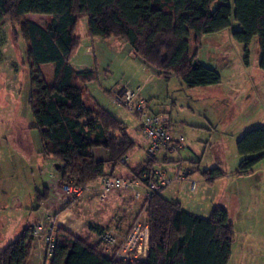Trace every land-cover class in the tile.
I'll return each mask as SVG.
<instances>
[{"label": "trees", "instance_id": "trees-1", "mask_svg": "<svg viewBox=\"0 0 264 264\" xmlns=\"http://www.w3.org/2000/svg\"><path fill=\"white\" fill-rule=\"evenodd\" d=\"M28 14L47 15L52 20L42 27L27 20ZM83 19L89 20L90 39L123 41L159 77H177L189 89L222 83L216 69L198 60L205 35L231 30L232 38L245 46L246 64L249 47L257 39L259 68L264 71V0H233V5L230 0H0V25L8 20L13 41H23L27 47L34 90L31 105L41 153L60 162V178L66 185L88 186L105 176L116 177L106 173L107 164L122 165L136 147L122 121L95 101L92 108L85 102L87 85L98 81V74L94 69L77 71L71 63L81 45L78 29ZM191 34L196 45L193 54ZM46 65L54 66L53 83L41 79L39 68ZM98 148L108 152V161L96 158ZM237 149L242 158L238 175H246L264 159V128L245 133ZM157 164L156 158L149 159L128 179L147 185ZM193 164L199 168L198 162ZM202 175L212 185L226 173L216 168ZM162 194L151 195L139 213L147 212L150 218V250L142 264H229L236 231L228 212L214 209L206 219ZM49 195L46 187L37 198L38 207ZM32 232V227L25 229L3 250L0 264H29ZM113 255L86 238L56 229L51 264H129Z\"/></svg>", "mask_w": 264, "mask_h": 264}, {"label": "rangeland", "instance_id": "rangeland-1", "mask_svg": "<svg viewBox=\"0 0 264 264\" xmlns=\"http://www.w3.org/2000/svg\"><path fill=\"white\" fill-rule=\"evenodd\" d=\"M230 2L233 5V0ZM46 16L28 14L27 20L38 25L41 23L48 25L52 19L48 17L49 21H45ZM7 24L9 22L5 20L0 25V223L2 221L7 223L10 217L5 214L9 210H11L10 215L17 214L14 213L16 203H20L25 208L38 207L37 198L40 193L45 192L48 181L60 178L56 174V165L60 162L55 158L45 157L41 153V136L39 130L35 128L36 121L31 105L34 90L26 44L21 41L15 46L9 35L10 27H7ZM88 24L89 20L83 19L79 25L78 34L81 37V45L76 59L83 63V68L90 67L97 71L98 81L91 83L89 87L93 97L98 100L103 109L106 108L107 112L119 117L120 121L128 127V133L136 143V147L128 155L130 157L128 165L144 166L149 157L145 149L147 142L139 129L137 130L139 121L134 113L116 103L113 98L114 92L120 90L125 84L135 90V81L132 82L130 75L124 72L114 48H110L108 43L92 41L88 37ZM208 36L212 38L213 35ZM8 40L12 44V52L16 55L13 66L6 62L7 56L4 55L3 58L1 55V51L6 49ZM207 42L208 44L206 41L202 43L198 51V59L200 63L220 73L222 83L220 88L218 87L220 91L218 94L205 95L203 90L189 89L181 79L172 77L169 80L164 78L148 80L147 87L140 91V96L149 105V109L167 114L177 126L181 127L186 136V147L180 152L183 157L182 165L185 168L193 169L195 167L193 163L198 162L199 167L201 166L204 171L219 168L239 177L238 181H230L228 192L223 196L226 198L228 207L230 206V222L236 231L230 264H264V229L257 228L259 216L255 218L256 211L254 212L253 209L257 194L264 192V180L259 181L264 178V159L248 174L238 175L242 158L237 149V142L245 133L253 128H264V71L259 68L258 41L254 39L249 47L250 55L247 65L243 44L234 40L232 45L223 43L218 47L213 44L214 42ZM88 45H93L95 52H92V47ZM3 52L5 54L6 50ZM241 68L244 71H241ZM108 69L114 74L107 73ZM39 70L42 80L48 84L53 83V65H46ZM146 79L147 77H142L137 83H145ZM236 79L239 81L236 82ZM102 84L105 87H102ZM229 98H232V102H229ZM86 103L88 107H92L91 101ZM191 144L200 150L198 161H194L193 156L191 157ZM162 157L163 155L159 154L156 158L157 168L172 170L179 164H176V167L167 168L164 161H161ZM171 158L178 161L177 156ZM112 167L113 165L108 164L106 171L110 172ZM118 167L122 168L121 165ZM203 172L194 173L195 179L204 180L201 174ZM242 176L249 177L242 179ZM218 181L219 179L216 180ZM177 184L168 188L165 195L172 194L174 188L178 187ZM214 184L215 182L212 185ZM216 187L219 189L220 185ZM116 192L118 193L115 194ZM116 192H113L104 203H100L97 196H94L92 206L98 210L107 209L106 212H110L112 210L110 205L114 202L116 195L122 206L114 208L110 218L116 222V225L119 224L118 227L123 232L135 224L143 202L134 199L130 192ZM195 193L183 187L180 193L181 200L186 203L191 201L194 204L197 202L198 197L195 195H198V190ZM223 197L219 194L210 202L216 205ZM239 205L246 206L239 209ZM6 208L7 213H5ZM247 209L250 211L248 214ZM210 216L211 214L206 219ZM42 222L47 225L48 220ZM102 248L107 254L112 252L103 244ZM30 264H44V260L39 257L37 251L33 253Z\"/></svg>", "mask_w": 264, "mask_h": 264}, {"label": "crops", "instance_id": "crops-1", "mask_svg": "<svg viewBox=\"0 0 264 264\" xmlns=\"http://www.w3.org/2000/svg\"><path fill=\"white\" fill-rule=\"evenodd\" d=\"M48 17H50V19H52L51 16H46V18H44L45 21H49ZM26 19H27V15H26ZM40 26L45 27L46 25L41 23ZM7 27H9V24H7ZM6 34H7V39H9L8 32H6ZM212 35H213V36H211L212 38H210L208 35L203 36L202 43H204V41H206V44H208L207 41H209L211 43L214 42L213 44H215L218 47L222 46L223 43H227L229 45H232V43H234L233 42L234 40H232L231 30H226V31H223V32H220L217 34H212ZM213 37H216V38L213 39ZM92 41H96V42L100 41L102 43H108L110 48L112 47L116 50L118 62L124 68V72L127 73L126 75H128V76L130 75L129 76L130 80L132 82L135 81L136 87H134V88H135V91H137L139 94H140L141 90L146 89L148 80H153L154 78L158 79V80H162V77L159 78L154 71H152L151 69L146 67L144 64H142L135 57L131 48L127 44H125L123 41L118 40V39H114V38L109 39V40L95 38V39H92ZM14 43L16 46L18 42H14ZM189 43H190V45H189L190 46V54H193V51H195V48H196L195 36L193 34H191L189 37ZM88 46L89 47L91 46L92 49L94 50V51L92 50V52H95V48L93 45H88ZM5 50H6V52L4 54L3 51H5ZM77 54H78V51L75 53V55L73 56L72 61H71L74 69H76L77 71L91 70L90 67L89 68H87V67L83 68V63L76 59ZM1 55L3 58H4V55L7 56L5 58L6 62H8L9 64H11L13 66L12 63L15 62L14 57H16V55H15V52H12V44L10 43V40H8V44L6 45V49H3L1 51ZM259 56H260V54H259ZM201 64L204 65V63H201ZM41 67H44V66H41ZM243 67H245L244 64H243ZM241 71H244V69L241 68ZM107 73L114 74L113 72H111L110 69L107 70ZM142 77H147L146 82L142 83V84L137 83L142 79ZM238 81L239 80L236 79V82H238ZM101 86L105 87L104 84H102ZM220 86H221V84L217 85V86L205 87V88H196V89H201V91L203 90V92H204L203 94H205V95H207V94L213 95V94H218V92H220L218 90L220 88ZM89 87H90V84L87 85V88L89 90V94L85 96V102L91 101L92 107H94V101L100 105L98 100L93 97L94 95L91 93ZM220 94H222V93H220ZM229 102H232V98L230 99ZM147 106L149 108L148 104H147ZM149 111L156 113V114L163 113V112L153 111V109H149ZM111 114H113V113H111ZM113 116L116 117L117 119H119L118 116H116L114 114H113ZM137 127H138L137 130H138L139 124ZM253 129H255V128H253ZM168 130H169L170 134L175 138L177 143L179 142L178 141L179 138H183V142L180 143L181 147L178 148L177 151L171 152V153H161L163 155V157L161 158V161H165L164 162L165 167L171 168V166L176 167V164H178V163L179 164L183 163L182 162L183 157L180 154V152H181V150H183L186 147V145H185L186 136H185L184 132L181 130V127L177 126V124L173 121L172 118H170V121L168 124ZM139 132H140V130H139ZM130 137H131V135H130ZM210 140H211V138H210ZM210 140H209V142H210ZM190 150H191V157L193 156V158L195 159L194 161H198V159L200 158L199 148L198 147L195 148V146L191 144ZM94 154H95L96 158L99 160H102V161H108L109 160V154L104 149H101V148L95 149ZM97 155H98V157H97ZM172 156H177L178 161L176 159H172L171 158ZM128 159H129L128 160V163H129V161H130L129 156H128ZM158 161H160V160H158ZM128 163L121 165L122 168H119L117 166L116 168L112 167L110 172L106 171V170L105 171L107 174L113 173L117 177L131 178L132 177V171L135 170L136 168L140 167V166H139V164L138 165L132 164L131 166H129ZM173 163H175V164H173ZM107 166H108V164H107ZM198 167H199V165H198ZM191 170H192L193 174L196 172H203L204 171V169H201V166L199 168H197L195 166ZM197 170H199V171H197ZM59 171H60L59 170V164H57L56 165V174L59 175V177H60ZM223 172H225V171L223 170ZM227 172H225L226 175L223 178L219 179L218 182L215 181L214 185L207 184L205 179L202 181H198L195 179L194 175L192 174V176L190 177V180L177 184L178 187L174 188L172 194L165 195L166 191L168 189L167 188L163 192L162 195L167 200H169L171 202L180 201L183 205V208L186 211L193 213L195 215H198L200 217H203V218H206L208 215L212 214L213 210L216 208L227 210L228 215H229V219L231 221V214L229 211L230 206L228 207V203L225 200L226 198L223 196L226 195V193L228 192V188L230 187V184H231L230 181H238L240 179H239V177H236L235 175H231ZM244 177L247 178L249 176H242L241 178L245 179ZM191 180L197 181V187L194 191L191 190ZM262 180H264V178L259 179L260 182ZM218 184L220 185L219 189H217V187H216V186H218ZM91 185H92V190H93L91 192V193H93L92 195H87L85 197L83 196L82 198H80L78 200H74V201L71 200L70 201L68 199L69 196H68V193L66 191L67 185L61 181V178H57L56 180L48 181L47 186L50 189L49 198L47 201L41 203V205L39 207H36L33 209L29 208V207L25 208L20 203H16L15 207H14V211H15L14 213H17V214L15 216L10 215L11 210H9V212H8V210L6 208L5 213H7V212L8 213L5 214V216H9L10 218L7 219V223L4 221H2L0 223V253L3 250H5L12 242L16 241L21 236L22 232L25 229L30 228V227H35L37 224L41 223L43 220H48L47 223H49V221L53 220V224L55 225L56 229L61 228V229H64L65 231H67L68 233L72 234L73 236L86 238L89 240V242L92 245H97L98 247H100L103 250H104V248H102V245H101L100 239H99V233H98L99 229L100 230L101 229H112V230L117 231L121 236H124L129 231L130 228L129 229L127 228V230L122 232L118 227L119 224L116 225V222L112 221V218H110L112 211H114V208L122 206V203L120 202L118 197L115 195V198H114L115 200L110 205V206H112L111 207L112 210L110 212H106L107 209L98 210V209L94 208L92 206V202L94 201V196H97V198L99 197V185L97 183H93ZM183 187L185 189L187 187V189H189L192 193H195V192L197 193V190H198V195H195L196 197H198L196 203L193 204L191 201L186 203L185 201L181 200V194L180 193H181V190L183 189ZM219 191H221V192H219ZM218 192H219V194H221V197H223V198L220 199L218 201V203H216V205H214L213 203L210 202V200L216 199L217 195H219ZM117 193L118 192H116L115 194H117ZM208 200H209V204H208ZM255 200H257V201H256V204L254 205V207H253V205H249V207H251V208L253 207L254 212L256 211L255 218L259 216V218L257 220V224H256L257 228L264 229V192L258 193ZM245 206L246 205H239V209H242ZM37 208H39V209L37 210ZM246 211H247V214L250 212V211H248V209ZM95 216H97V217H95ZM4 219H6V218H4ZM106 226H108V227L103 228ZM110 227H113V228H110ZM120 227H122V226H120ZM95 238H96V240H95ZM33 244H34V248H33L30 260H29V264L31 263V258H32L33 253H35L36 251L38 252L39 257L41 259H43L45 262L46 250H45V244H44L43 240L33 238ZM233 247H234V244H233ZM104 252H105V250H104ZM229 264H230V262H229Z\"/></svg>", "mask_w": 264, "mask_h": 264}, {"label": "built area", "instance_id": "built-area-1", "mask_svg": "<svg viewBox=\"0 0 264 264\" xmlns=\"http://www.w3.org/2000/svg\"><path fill=\"white\" fill-rule=\"evenodd\" d=\"M114 101L125 107L129 112L134 113L139 121V130L147 142L146 155L149 159L157 158L161 153L175 152L180 148L183 138L177 143L168 130L169 116L164 113L155 114L149 111L147 103L140 94L129 88L126 84L114 92ZM128 157L122 160V165L128 163ZM192 170L179 164L172 170L162 168L154 169L148 184L123 177H103L99 185L100 203L106 202L109 196L116 191L130 192L134 199L144 202L153 194H162L170 186L190 180ZM147 178V176H146ZM197 187V181L191 180V190ZM68 199L78 200L91 193L92 185L75 186L67 185ZM33 228L32 237L43 240L45 244V262L51 264L55 253L56 228L53 220L44 224H37ZM100 243L110 248L114 253L113 257L121 262L129 264H142L148 259L150 250V218L147 212L139 215L132 228L121 236L117 231L106 229L99 235ZM119 249L116 253L114 249Z\"/></svg>", "mask_w": 264, "mask_h": 264}, {"label": "water", "instance_id": "water-1", "mask_svg": "<svg viewBox=\"0 0 264 264\" xmlns=\"http://www.w3.org/2000/svg\"><path fill=\"white\" fill-rule=\"evenodd\" d=\"M59 170H60V165H59Z\"/></svg>", "mask_w": 264, "mask_h": 264}]
</instances>
